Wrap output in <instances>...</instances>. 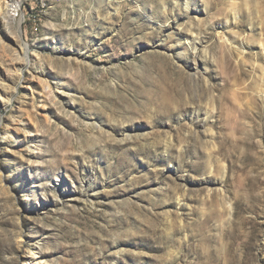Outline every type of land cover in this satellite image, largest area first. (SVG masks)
I'll return each instance as SVG.
<instances>
[{"label":"rangeland","instance_id":"rangeland-1","mask_svg":"<svg viewBox=\"0 0 264 264\" xmlns=\"http://www.w3.org/2000/svg\"><path fill=\"white\" fill-rule=\"evenodd\" d=\"M14 8L0 264H264V0Z\"/></svg>","mask_w":264,"mask_h":264},{"label":"bare ground","instance_id":"bare-ground-1","mask_svg":"<svg viewBox=\"0 0 264 264\" xmlns=\"http://www.w3.org/2000/svg\"><path fill=\"white\" fill-rule=\"evenodd\" d=\"M4 1V3H5V6L6 7H8V9H9V11H10V8H14V7H17L18 6V4H19V1L20 0H0V4H1V2H3ZM15 9V8H14ZM12 17H13V15H12V13H11V15H10V19L12 20ZM1 79V78H0ZM41 80V86H42V88L43 89H45V88H47L48 89V91H47V93H52V90H51V87H50V84L48 83V81L46 80V79H40ZM5 93V95H3V97L5 98V99H9V98H11L12 97V94H10V93H8V92H4ZM4 103V102H3ZM33 254H34V252L33 253H31V260H34V263H36V260H35V258H34V256H33Z\"/></svg>","mask_w":264,"mask_h":264}]
</instances>
